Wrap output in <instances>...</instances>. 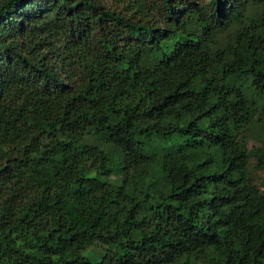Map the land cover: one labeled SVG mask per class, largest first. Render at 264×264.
Masks as SVG:
<instances>
[{"label":"trees","instance_id":"16d2710c","mask_svg":"<svg viewBox=\"0 0 264 264\" xmlns=\"http://www.w3.org/2000/svg\"><path fill=\"white\" fill-rule=\"evenodd\" d=\"M255 129L264 0H0V264H264Z\"/></svg>","mask_w":264,"mask_h":264},{"label":"rangeland","instance_id":"374dc122","mask_svg":"<svg viewBox=\"0 0 264 264\" xmlns=\"http://www.w3.org/2000/svg\"><path fill=\"white\" fill-rule=\"evenodd\" d=\"M254 128H259L258 126H253ZM256 130V129H255ZM263 137L261 135V133L256 130L255 132V137H253L250 141V145H257V146H262L263 145ZM250 171H251V175L253 177V179L259 183V184H262L263 182V179H264V169L259 167L257 165V160L255 157H252L251 158V161H250ZM101 247H99V245H94L92 247H88L87 249H85V253L86 254H99L100 253V249Z\"/></svg>","mask_w":264,"mask_h":264}]
</instances>
